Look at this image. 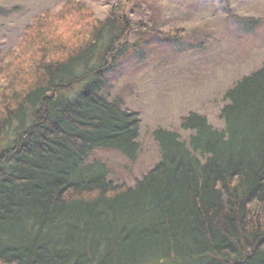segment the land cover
I'll return each mask as SVG.
<instances>
[{"label":"trees","instance_id":"1","mask_svg":"<svg viewBox=\"0 0 264 264\" xmlns=\"http://www.w3.org/2000/svg\"><path fill=\"white\" fill-rule=\"evenodd\" d=\"M79 6L0 52V264H264V63L225 91L221 129L196 113L186 140L156 129L155 166L114 184L88 158L139 152L138 115L101 93L132 24L120 8L62 30Z\"/></svg>","mask_w":264,"mask_h":264},{"label":"rangeland","instance_id":"2","mask_svg":"<svg viewBox=\"0 0 264 264\" xmlns=\"http://www.w3.org/2000/svg\"><path fill=\"white\" fill-rule=\"evenodd\" d=\"M71 1L79 10L64 14L62 30L79 31L110 11L120 14V8L132 24L127 43L112 45L115 52L126 51L106 75L105 94L138 115L139 152L134 162L112 150H97L89 158L105 163L114 184L133 186L155 166L156 129L186 140L180 119L190 113L221 129L225 91L264 63V0H0L1 56L16 46L35 16L56 14ZM243 19L252 24L249 31Z\"/></svg>","mask_w":264,"mask_h":264},{"label":"bare ground","instance_id":"3","mask_svg":"<svg viewBox=\"0 0 264 264\" xmlns=\"http://www.w3.org/2000/svg\"><path fill=\"white\" fill-rule=\"evenodd\" d=\"M259 68H260V67H259ZM106 75H107V73H104V74H103V77H104V79H105V84H104V86H103L104 88H103V90H102L101 93H102L103 96H105L106 98H108V97L106 96V94H105V91H106V89H107V87H108V85H109V82H108V79L106 78ZM96 151H97V150H96ZM94 152H95V151H94ZM94 152H93V153H94ZM93 153H92V154H93ZM92 154H91V155H92ZM91 155H90V156H91ZM90 156H89V158H90ZM89 158H88V162L95 161V160H91V161H89ZM96 161H98V160H96ZM100 162H101V161H100ZM102 163H103V162H102ZM104 164H105V163H104ZM105 166H106V165H105ZM106 168H107V166H106ZM107 170H108V169H107ZM108 179H109V172H108ZM109 180H110V179H109ZM129 187H131V186H129Z\"/></svg>","mask_w":264,"mask_h":264}]
</instances>
